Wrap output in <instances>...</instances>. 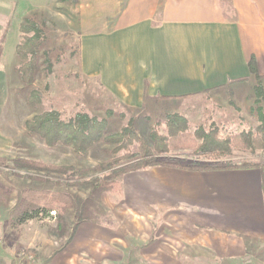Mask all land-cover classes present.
Returning a JSON list of instances; mask_svg holds the SVG:
<instances>
[{
	"label": "crops",
	"instance_id": "crops-1",
	"mask_svg": "<svg viewBox=\"0 0 264 264\" xmlns=\"http://www.w3.org/2000/svg\"><path fill=\"white\" fill-rule=\"evenodd\" d=\"M44 1L0 0V37L10 35L12 23L19 29L22 18L42 10ZM116 3L111 22L103 5L101 13L85 20L80 58L83 74L125 106L144 109L149 101L228 97V89L256 81L248 63L252 56L264 76V0ZM6 39L0 90L8 74ZM136 173L149 177L126 179L123 193L138 204L133 222L141 227L114 242L100 233L106 228L85 224L72 239L73 263L71 255L53 252L48 264L95 262L87 250L97 237L108 250L95 264H264L261 168L157 167ZM82 256H87L84 263L78 261Z\"/></svg>",
	"mask_w": 264,
	"mask_h": 264
},
{
	"label": "rangeland",
	"instance_id": "rangeland-1",
	"mask_svg": "<svg viewBox=\"0 0 264 264\" xmlns=\"http://www.w3.org/2000/svg\"><path fill=\"white\" fill-rule=\"evenodd\" d=\"M116 4V0H45L42 10L25 15L22 23L32 18L44 32L39 67L35 82L30 86L23 84L17 71L20 65L16 52L19 29L12 23L10 35L7 37L6 34L8 43L3 61L8 74L0 90V264H48L53 252L71 255L68 259L73 263L72 239L78 227L85 224L104 227L108 231L100 233L104 237H113L114 242L117 236L123 237L141 227L138 220L133 222L134 208L138 204H134L129 196L124 199V182L126 179L140 181L143 176L148 178V174L141 176L136 173L138 171L129 172L117 178L119 186H102L96 190L94 183H89L90 179L108 174L109 169L103 167V163L125 152L113 154L115 145L103 140L83 156L74 153L71 145L47 146L37 135L26 131L25 124L34 115L56 110L68 120L78 112H85L107 121L106 135L119 133L133 125L149 145H152L150 133L154 125L159 120L165 121L172 113L187 118L192 132L198 128L208 131L217 127L221 137L255 130L260 125L264 102L255 96L256 81L238 84L234 92V89H228V97L215 98L210 94L199 101H149L144 109H134L121 104L97 79L86 77L80 58V35L85 20L101 13L103 5L105 10L108 8L106 13L111 22ZM33 90L42 95V103L36 107L28 104ZM161 132H166L164 125ZM132 151L137 152V145L132 146ZM17 159L64 165L76 170H90L91 173L79 177L71 172L24 169L16 165L14 161ZM223 161L262 163L264 153L236 150ZM93 170L97 171L92 173ZM28 189L65 193L73 205L61 215L54 211L50 217L24 219L26 207L22 192ZM100 240L99 237L92 240L90 250H87L95 262L99 260L97 256H105L108 250ZM81 254L78 252L76 256ZM85 257L78 261L84 263Z\"/></svg>",
	"mask_w": 264,
	"mask_h": 264
},
{
	"label": "trees",
	"instance_id": "trees-1",
	"mask_svg": "<svg viewBox=\"0 0 264 264\" xmlns=\"http://www.w3.org/2000/svg\"><path fill=\"white\" fill-rule=\"evenodd\" d=\"M19 31L20 41L16 52L20 65L17 71L20 73L23 84L30 86L35 82L39 67L44 32L32 18H27L21 23ZM5 35L4 33L0 37V57ZM248 63L250 72L256 80L255 96L258 101L264 102V76L260 74L254 56ZM41 103V93L38 90H33L29 95L28 104L36 107ZM259 120L260 125L255 130L221 137L217 127L208 131L198 128L192 132L187 118L179 113H172L167 116L165 121L159 120L152 128L150 133L152 145L147 144L133 125L119 133L106 135L107 121L85 112H78L66 120L60 112L46 110L34 115L25 125L28 134L37 135L47 146L71 145L73 152L82 156L101 140L115 145L113 154L118 155L120 152H125L122 156L103 163L102 166L109 169L108 174L90 179L89 183H94L97 190L102 186H119L117 178L126 173L157 167L202 172L257 167L264 171V162L224 163L223 161L225 157L231 156L236 150L252 154L264 153V111L260 112ZM163 125L166 128L165 133L161 132ZM133 145H137L136 153L132 151ZM14 162L24 169L71 172L79 177L91 173L90 170H76L64 165H46L29 159H17ZM96 171L93 170L92 173ZM22 202L26 207L23 210L24 219L50 217L54 211L61 215L66 208L73 205L69 195L49 190H23Z\"/></svg>",
	"mask_w": 264,
	"mask_h": 264
}]
</instances>
